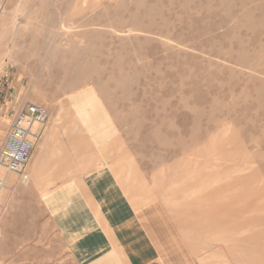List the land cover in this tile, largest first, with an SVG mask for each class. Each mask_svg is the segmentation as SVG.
<instances>
[{"label": "rangeland", "instance_id": "rangeland-1", "mask_svg": "<svg viewBox=\"0 0 264 264\" xmlns=\"http://www.w3.org/2000/svg\"><path fill=\"white\" fill-rule=\"evenodd\" d=\"M88 92L201 254L264 264V0H0V147L27 98L94 120ZM50 231L5 194L0 264H80Z\"/></svg>", "mask_w": 264, "mask_h": 264}, {"label": "crops", "instance_id": "crops-1", "mask_svg": "<svg viewBox=\"0 0 264 264\" xmlns=\"http://www.w3.org/2000/svg\"><path fill=\"white\" fill-rule=\"evenodd\" d=\"M46 124L27 182L10 174L0 202L8 193L27 196L33 218L61 237L80 264H227L184 237L97 94L90 123L66 116Z\"/></svg>", "mask_w": 264, "mask_h": 264}, {"label": "built area", "instance_id": "built-area-1", "mask_svg": "<svg viewBox=\"0 0 264 264\" xmlns=\"http://www.w3.org/2000/svg\"><path fill=\"white\" fill-rule=\"evenodd\" d=\"M47 120L44 107L28 103L14 116L0 147V167L8 174L19 176L23 184L28 180L26 168Z\"/></svg>", "mask_w": 264, "mask_h": 264}, {"label": "bare ground", "instance_id": "bare-ground-1", "mask_svg": "<svg viewBox=\"0 0 264 264\" xmlns=\"http://www.w3.org/2000/svg\"><path fill=\"white\" fill-rule=\"evenodd\" d=\"M87 2V0H82V3H86ZM35 91H36V89H34ZM41 92V91H40ZM83 92V91H82ZM37 93V92H36ZM87 96V99L89 100V101H94V95L91 93V92H88L87 94H86ZM85 97V96H84ZM45 97H43V99H44ZM78 98V97H77ZM41 99V98H40ZM70 99V98H69ZM78 100H80V99H75L74 101H72V103L70 104V108H69V106H68V104L70 103H66L65 105H64V107H62V108H60L57 112H53V111H51L50 110V112H51V117H52V119H50L49 120V122L46 124V126L47 125H49V123H51V121H53V120H55V118H60V117H66V116H69V115H71V116H77V117H80V118H82L83 120H85L86 122H88V123H90V121H91V118L89 117V115L85 112V111H83L82 109H80L79 108V106L77 105V103L79 102ZM44 101V100H43ZM69 101V100H68ZM47 104H48V102H47ZM87 104V103H86ZM50 105H52L51 103H50ZM84 105V104H83ZM91 106V105H90ZM89 106V107H90ZM58 107H60V106H58ZM57 107V108H58ZM50 108V107H49ZM89 109H91V108H89ZM94 109V108H93ZM53 110V109H52ZM53 112V113H52ZM49 119V118H48ZM48 121V120H47ZM45 130V129H44ZM42 147V146H41Z\"/></svg>", "mask_w": 264, "mask_h": 264}]
</instances>
